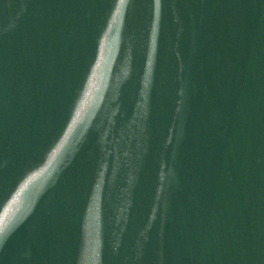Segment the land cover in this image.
I'll use <instances>...</instances> for the list:
<instances>
[{"label": "water", "instance_id": "1", "mask_svg": "<svg viewBox=\"0 0 264 264\" xmlns=\"http://www.w3.org/2000/svg\"><path fill=\"white\" fill-rule=\"evenodd\" d=\"M0 51L132 119L264 163V0H0Z\"/></svg>", "mask_w": 264, "mask_h": 264}]
</instances>
